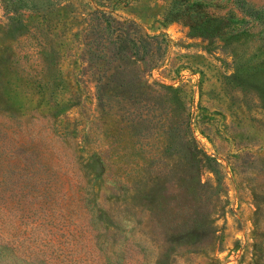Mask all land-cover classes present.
Listing matches in <instances>:
<instances>
[{
    "label": "rangeland",
    "instance_id": "rangeland-1",
    "mask_svg": "<svg viewBox=\"0 0 264 264\" xmlns=\"http://www.w3.org/2000/svg\"><path fill=\"white\" fill-rule=\"evenodd\" d=\"M121 32L141 86L99 110ZM0 264H264V0H0Z\"/></svg>",
    "mask_w": 264,
    "mask_h": 264
},
{
    "label": "trees",
    "instance_id": "trees-1",
    "mask_svg": "<svg viewBox=\"0 0 264 264\" xmlns=\"http://www.w3.org/2000/svg\"><path fill=\"white\" fill-rule=\"evenodd\" d=\"M240 10H243L244 12L248 14H252L256 17L260 15V10L253 7L251 4L247 2L241 1L240 6H237ZM243 7V8H241ZM99 14L102 16L101 19L104 21H108L109 23H114L116 28L120 26L121 24L124 23H129L131 22L134 25H137V22L134 19L131 18H118L113 15H109L104 11L98 10ZM220 18L219 17H212V18H207L205 20L201 19L198 22H195L191 20L188 23V26L191 27L192 29L197 26V24H202L203 22H211V21H218ZM129 25V24H128ZM215 25V24H214ZM202 27V26H201ZM196 31V30H192ZM123 33H126L123 31ZM96 34L101 38L100 43L103 45L104 41L102 39H106L107 37L103 38L102 34L100 33L99 30H96ZM126 35V34H125ZM151 38L157 39L159 37V33H153L148 35ZM116 39H114V47L108 49V56H95L96 58H101L105 60V67L103 69V72H97L95 70H90L89 74H86L85 76H90L93 77L94 81V87H95V96H96V107L99 108V110H102L105 104L108 102L109 99H116L119 101L120 98H125V96H129L131 94L137 93L138 88L141 86V73L137 69L136 66L128 73L126 74L123 69L125 65L123 64L124 62V57L122 56L123 53L129 51L131 53H135V55L138 54V44H135V38L134 36L130 37L129 36H123L122 32L121 34H116ZM132 44V48H130L128 45ZM127 48V50H124ZM145 51L148 49L145 48ZM132 54V55H133ZM135 57L136 60H138V57H141V59L148 60L149 62V57H143V56H133ZM89 61H91L93 58L92 56H88ZM134 61V60H131ZM152 63V62H151ZM135 64V63H132ZM107 69H112L111 72L106 74ZM87 70L85 69V73ZM106 85V86H105ZM106 89H103V88ZM110 87V88H109ZM112 90L110 93L112 96L109 98H105L104 94L107 93V91ZM155 198V193H150V207H158V201L153 200ZM168 221V226L169 228L172 227V223L177 224V226L180 228L183 226L181 229L186 228L187 233L186 236H183V233H177L176 238H182L184 241L189 245V246H198L202 243L207 238V231H204V224L200 221L193 220L192 223H194V227H191V224H187V220L183 217H174L171 219L170 217L165 218ZM176 220V221H175ZM173 221V222H172ZM174 229V228H173ZM175 235L172 233L171 237L173 238Z\"/></svg>",
    "mask_w": 264,
    "mask_h": 264
}]
</instances>
